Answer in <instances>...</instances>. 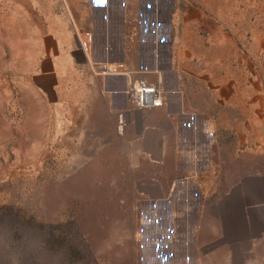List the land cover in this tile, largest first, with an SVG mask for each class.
<instances>
[{"label": "crops", "instance_id": "0c3cea01", "mask_svg": "<svg viewBox=\"0 0 264 264\" xmlns=\"http://www.w3.org/2000/svg\"><path fill=\"white\" fill-rule=\"evenodd\" d=\"M166 8L158 0H55L33 84L52 95L54 131H117L110 145L119 143L158 231L199 247L205 263L220 251L231 262L239 245L264 238V174L239 167V131H221L222 108L237 92L220 47L231 39L200 31L195 9L174 17ZM109 67L121 70L104 75ZM136 85L160 88L163 105L139 107L129 94Z\"/></svg>", "mask_w": 264, "mask_h": 264}, {"label": "rangeland", "instance_id": "374dc122", "mask_svg": "<svg viewBox=\"0 0 264 264\" xmlns=\"http://www.w3.org/2000/svg\"><path fill=\"white\" fill-rule=\"evenodd\" d=\"M158 3L174 17L195 9L200 31L231 39L220 47L237 92L221 131H239V167L264 174V0ZM54 5L0 0V264H264V238L239 245L231 262L220 251L205 263L199 247L158 231L119 143L110 145L117 131H54L52 95L32 74ZM80 116L67 117L78 126Z\"/></svg>", "mask_w": 264, "mask_h": 264}, {"label": "built area", "instance_id": "2783aa9c", "mask_svg": "<svg viewBox=\"0 0 264 264\" xmlns=\"http://www.w3.org/2000/svg\"><path fill=\"white\" fill-rule=\"evenodd\" d=\"M120 67H109L104 70V75L116 74ZM131 99L141 108H159L163 105V91L158 87L136 85L129 91Z\"/></svg>", "mask_w": 264, "mask_h": 264}]
</instances>
